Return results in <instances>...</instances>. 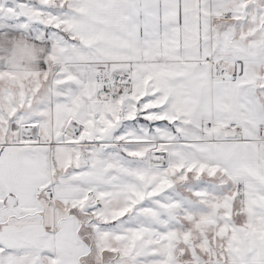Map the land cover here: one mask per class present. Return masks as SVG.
Wrapping results in <instances>:
<instances>
[{"label":"snow or ice","instance_id":"1","mask_svg":"<svg viewBox=\"0 0 264 264\" xmlns=\"http://www.w3.org/2000/svg\"><path fill=\"white\" fill-rule=\"evenodd\" d=\"M0 264H264V0H0Z\"/></svg>","mask_w":264,"mask_h":264}]
</instances>
